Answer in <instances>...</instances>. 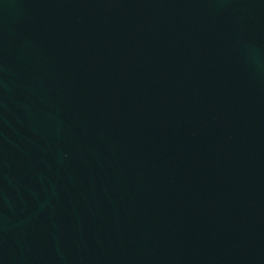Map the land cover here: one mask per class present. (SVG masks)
Listing matches in <instances>:
<instances>
[{"label": "water", "instance_id": "95a60500", "mask_svg": "<svg viewBox=\"0 0 264 264\" xmlns=\"http://www.w3.org/2000/svg\"><path fill=\"white\" fill-rule=\"evenodd\" d=\"M0 264H264V0H0Z\"/></svg>", "mask_w": 264, "mask_h": 264}]
</instances>
